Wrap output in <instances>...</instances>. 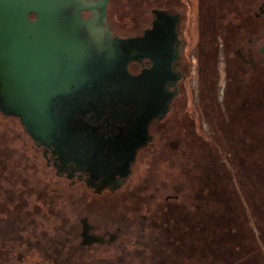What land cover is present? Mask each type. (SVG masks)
I'll return each instance as SVG.
<instances>
[{"label": "water", "instance_id": "obj_1", "mask_svg": "<svg viewBox=\"0 0 264 264\" xmlns=\"http://www.w3.org/2000/svg\"><path fill=\"white\" fill-rule=\"evenodd\" d=\"M107 3L0 0V111L19 117L35 139L58 140L76 164L72 173L86 174L96 194L126 182L135 150L151 140L148 123L165 115L174 96L164 89L167 53L154 49L153 30L111 35L103 25ZM83 10L94 15L85 20ZM144 58L153 66L131 75L129 64ZM79 221L81 246L103 240L89 233L86 218Z\"/></svg>", "mask_w": 264, "mask_h": 264}, {"label": "rangeland", "instance_id": "obj_2", "mask_svg": "<svg viewBox=\"0 0 264 264\" xmlns=\"http://www.w3.org/2000/svg\"><path fill=\"white\" fill-rule=\"evenodd\" d=\"M115 1H111L112 11L119 12ZM169 123L168 116L156 128L160 129L156 140L165 142L159 146L156 159L144 151L139 158L143 164L126 186L109 196L91 197L83 184L75 182L69 187L68 180L55 178L51 170L37 175L32 168L24 169L27 159L18 155L23 140L18 122L0 118V156L10 164L9 171L0 172L4 194L10 193L0 197V245L4 247L0 264L65 262V249H47L46 239L53 227L63 235L60 227L68 223L75 227L76 239L81 242L82 217L94 226L95 235H117L105 244L83 246L86 258H107L115 249L130 250L138 245L134 235L145 232L155 216H159L161 228L157 231L163 245L157 247L150 240L156 250L149 256L160 264H171L169 261L176 257L181 258V264H237L244 259L258 262L263 253L253 243L258 233L230 164H216L207 155L189 151L184 145L183 125L175 127L173 144L164 129ZM110 260L99 264H124Z\"/></svg>", "mask_w": 264, "mask_h": 264}, {"label": "flooded vegetation", "instance_id": "obj_3", "mask_svg": "<svg viewBox=\"0 0 264 264\" xmlns=\"http://www.w3.org/2000/svg\"><path fill=\"white\" fill-rule=\"evenodd\" d=\"M111 1L108 0L103 25L111 35L123 39L142 37L145 31L153 30L156 35L154 49L167 53L164 89L174 93L165 115L148 123L147 134L151 140L135 150L128 178L115 191L126 186L138 165L143 164L144 160L139 162V158L144 151H150L152 159L157 158L158 148L165 142L156 140L160 131L156 128L168 116L170 123L164 129L169 141L175 143V127L183 125L184 145L189 151L203 157L207 155L216 164L228 162L234 175L238 174L233 164L239 163L241 154L244 161L252 164L263 161L264 158L257 156L260 154L257 150L264 148V0H114L119 12L112 11ZM93 15L91 10L81 12L85 20ZM34 17V14L29 15L31 20ZM152 66L153 62L144 58L132 61L128 71L131 75H139ZM0 115L18 122L17 129L23 137L18 155L24 154L22 158L27 159L24 169L31 171L32 168L37 175L42 170H51L55 178L68 180L70 186L75 182L83 184L91 197L115 192L104 189L99 194L94 193L92 188L85 186L86 174L83 173L79 180V172L72 173L76 164L66 158L64 148L58 147V140L41 142L26 131L19 117L2 111ZM95 127L91 124V129ZM4 159L3 155L1 173L9 171L10 164ZM260 168L263 171L264 167ZM68 173L72 178L67 177ZM263 181L264 176L258 183L262 190ZM236 183L243 194L238 178ZM251 188L258 192L254 179ZM5 194L10 195L7 191ZM5 194L0 184V197ZM92 227L89 233L103 238L97 244H105L111 235H116H95Z\"/></svg>", "mask_w": 264, "mask_h": 264}, {"label": "trees", "instance_id": "obj_4", "mask_svg": "<svg viewBox=\"0 0 264 264\" xmlns=\"http://www.w3.org/2000/svg\"><path fill=\"white\" fill-rule=\"evenodd\" d=\"M264 148H260L257 150L259 152L257 156L263 155ZM243 149H240V152H243ZM256 156V155H255ZM241 160L237 164H233L235 170L237 172V178L239 180V185L241 191H243V196L247 202V206L249 207V215L250 218L254 221L256 230L258 232V238L253 240L254 245L263 251L258 262H251L249 259H244L237 264H264V190L258 185L259 178L264 176V160L260 163H249L243 160V155H240ZM254 179L255 185L257 187V191H253L251 188V180ZM264 182V181H263ZM159 216H155L151 219L150 224L145 232L137 231L134 235V239H137L138 245H134L132 249L120 248L111 251L109 257H95V255H91L90 258H86L84 253V247L81 246L80 242L77 241L76 237V229L71 224L66 223L62 225L63 235L60 232L59 228L53 227L51 234L46 239L45 245L47 249H57L62 247L65 249L64 255L66 256L65 262L56 261L54 264H99L100 262H111L110 259H116L118 262L124 261V264H160L157 258H151L149 254L155 252V245L150 241L153 240L157 243V247L162 246L163 239L158 235V229L161 228V225L158 224ZM60 225V224H58ZM170 232V230L168 231ZM9 239V238H8ZM11 240H16L10 238ZM165 243V242H164ZM167 244H170L168 242ZM165 244L164 246H166ZM171 245V244H170ZM168 246V245H167ZM19 247V246H18ZM149 248L148 252L145 250ZM176 248H179L176 246ZM3 245H0V251L3 250ZM157 254V251H156ZM186 257V256H185ZM181 261V258L176 257L174 260L171 259L169 263L178 264ZM165 263V262H163ZM52 264V262H50Z\"/></svg>", "mask_w": 264, "mask_h": 264}]
</instances>
